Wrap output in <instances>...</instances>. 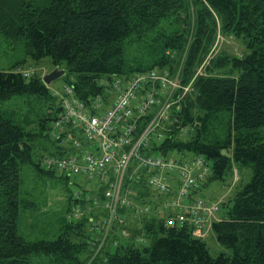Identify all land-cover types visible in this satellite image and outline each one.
I'll return each instance as SVG.
<instances>
[{"label": "trees", "instance_id": "16d2710c", "mask_svg": "<svg viewBox=\"0 0 264 264\" xmlns=\"http://www.w3.org/2000/svg\"><path fill=\"white\" fill-rule=\"evenodd\" d=\"M218 32L240 43L243 54L223 49L207 59ZM0 36L10 47L22 46L26 59L48 58L53 69L66 74L67 84L56 91L69 85L81 101L99 95L107 106L113 104L115 93L98 86L99 80L108 85L154 69L177 76L191 95L153 150L178 161L203 156L210 173L201 189L224 181L233 168L252 170L246 185L241 186L246 173L233 183L235 194L220 203L208 230L229 251L215 258L190 229L166 227L168 215L136 219L130 208H120L109 224L112 233L103 236L109 218L105 188L92 181V188L80 184L73 192L77 200L60 191L64 217L55 222L69 236L50 241L54 235L42 232L43 239L25 241L19 235L24 220H30L24 226L44 225L46 215L20 199L23 168L67 184L79 176L68 179L39 165L45 156L71 151L77 137L71 128L58 140L52 137L61 103L40 74L22 69L24 61L13 68L20 66L29 78L14 69L0 72V264H264V0H0ZM203 62L209 63L206 74H197ZM185 126H191L190 135L178 139L177 128ZM146 192L142 187L137 193ZM86 193L91 196L83 200ZM76 204L79 209L87 204L90 214L68 223ZM28 205L30 216H23ZM94 236H102L101 247L91 246Z\"/></svg>", "mask_w": 264, "mask_h": 264}, {"label": "built area", "instance_id": "2783aa9c", "mask_svg": "<svg viewBox=\"0 0 264 264\" xmlns=\"http://www.w3.org/2000/svg\"><path fill=\"white\" fill-rule=\"evenodd\" d=\"M157 73L161 75L149 81L143 78L145 76H137L129 85L113 81L115 100L111 106L102 99L92 106H79L69 86L64 87L61 94L52 92L61 103V117L53 123L52 137L58 140L65 129L71 128L77 138L72 145L74 154L66 160L50 156L44 157L41 163L46 170L68 178L82 176L105 188V208L109 212L105 229L109 228L118 209L130 208L136 219L140 215L163 218L162 213L168 212V221H191L192 235L202 239L211 226H205L203 221H217L220 202L209 201L201 194L191 197V194L201 190L210 170L202 169L195 175L187 161L175 160L171 154L164 157L151 150L164 137L163 130L173 125L172 109L168 106L172 96L177 89L186 92L191 88L181 89L177 76L172 78L166 72ZM23 74L27 77L29 72ZM145 116L151 118L147 125L133 124ZM84 140L87 147L82 145ZM116 145L125 147L119 157ZM142 187L147 196L138 195ZM94 202L97 204L96 199ZM90 210L85 204L83 209L76 208L70 217L81 219L88 216Z\"/></svg>", "mask_w": 264, "mask_h": 264}, {"label": "rangeland", "instance_id": "374dc122", "mask_svg": "<svg viewBox=\"0 0 264 264\" xmlns=\"http://www.w3.org/2000/svg\"><path fill=\"white\" fill-rule=\"evenodd\" d=\"M223 49L229 53H233L238 57L243 54V47L240 43L234 41L233 38L225 39L218 32L216 42L209 51V56L207 57V59L213 57L215 54H217ZM24 61L25 63H23ZM22 63V69H27L30 67L34 69L36 73L40 74L41 77L45 76L53 70L52 64L48 58H45L38 63L26 59L22 46L18 45L17 47L14 46V48L10 47L5 41V39L0 36V72L10 69H14V71L17 73L22 72L23 70L20 66L13 68L16 64L21 65ZM208 67L209 63L203 62L202 65H200L197 74H206V69ZM198 76L200 75H195L194 77ZM65 84H67L66 74L57 79L56 81L52 82L48 88L50 90H57L60 92L62 90L63 85ZM187 100L184 104H186ZM261 132V135L264 137V129H262ZM43 146L47 149V152H53V147L48 142H45ZM41 169L43 170V168ZM243 172L244 173H240L237 168H233L232 174H226L224 177V181H213L208 183L205 188H202L200 191V196L204 197L209 201L215 202H219V199H223V201H226L229 198L231 199L236 192V189H234V187L232 186L236 178H238L239 181L241 178H243V175H245L246 173V175L244 176L245 179H242V187L251 180L252 170L247 167L243 169ZM80 184H85L88 188L93 187L90 181H87L84 177L81 176L72 178L70 184H67V182L63 179L57 177L48 178L43 174L38 175L30 166L24 167L21 171L20 177V199H24L26 201V204H34L37 208H41L40 214H45L46 218H42L41 220L42 224L44 225L39 226H24V222H26L27 225L30 223L29 219H25L22 225L20 226L19 235L25 241L43 239L44 237L40 236V233L42 232L48 234L52 233L54 235L53 237L49 238L50 241L56 240V238L60 235L69 236L71 233L62 230L61 226L57 225V223L55 222L56 220L64 217V212L61 210L59 211V203L60 199H62L60 191L72 193L76 192ZM45 197L47 203L45 206H43V201ZM30 209L31 207H29L28 205V208L24 210L25 213L23 216H30ZM166 214H168V212H163L162 216L164 217ZM84 230L85 233H88L87 226ZM204 239V242L207 245V249L211 257L215 258L220 254H227L229 252L227 249L221 247L216 243L213 234L210 231L207 233ZM149 242L150 240L147 241V244H149ZM106 249H108V251L110 250L109 241L105 244L104 250Z\"/></svg>", "mask_w": 264, "mask_h": 264}, {"label": "bare ground", "instance_id": "6f19581e", "mask_svg": "<svg viewBox=\"0 0 264 264\" xmlns=\"http://www.w3.org/2000/svg\"><path fill=\"white\" fill-rule=\"evenodd\" d=\"M162 71V70H161ZM158 71L157 70H151V71H149V72H145V73H134V75H132L128 80H125V81H123V80H120V79H117L119 82H121L123 85H129L130 83H131V81L135 78V77H137V76H145V77H143V78H145L147 81H149V80H151V79H153L154 77H156V76H160L161 74H158L157 73ZM21 75L24 73L23 71L22 72H19ZM23 76H24V74H23ZM30 77V75H28L26 78H29ZM42 80V79H41ZM103 80H99L98 81V86H100L101 88H106L107 90H109V91H111V90H113L114 88H115V86H114V84H108V85H104V83L102 82ZM113 81H114V79L113 80H111L110 82L111 83H113ZM116 81V80H115ZM43 83V82H42ZM44 85V84H43ZM45 86V85H44ZM67 86H69V85H67ZM45 87H48V86H45ZM69 87H71V86H69ZM154 87V86H153ZM123 95L125 96V93H123ZM189 95H191V90L190 91H186V92H184V91H182V90H179V89H177L176 90V92H175V94L172 96V99H171V101L172 102H170L169 104H168V106L171 108V109H173L174 111H170V120L173 122V124H176L177 123V119H175V118H172L171 116H173V114H176V113H178L179 111H180V108H179V104L181 103V102H183L184 100H185V98L186 97H188ZM74 100H76V103H77V105H79V106H82V104H84L85 106L86 105H90V106H92L94 103H97V102H99L102 98L98 95L97 97H95V98H93V99H90V100H88L87 102L86 101H81V100H79V99H77L75 96H74V98H73ZM60 117H61V113H60V115L58 116V119L56 120V122L57 121H59L60 120ZM147 119V120H146ZM151 121V118L150 117H148V116H145V117H142V118H140V119H138V120H136L133 124L134 125H136V126H144V125H147L149 122ZM178 129V132L176 133V137L178 138V139H186V138H188V136L190 135V133H191V126H185V127H181V128H177ZM170 132V129L167 127V128H165L164 130H163V133L164 134H167V133H169ZM165 137V136H164ZM163 137V138H164ZM163 138L160 140V141H162L163 140ZM82 145L84 146V147H87L88 146V144H87V142L84 140L83 142H82ZM158 147V146H157ZM156 147V148H157ZM125 149V147H123V145H116L115 146V151L117 152V157H119L124 151ZM151 150H153V148L151 149ZM153 152H155V153H160V152H158V151H156V150H153ZM74 154V150L72 149L71 151H69L68 153H65V154H63V155H60V156H53L55 159H57V160H66L70 155H73ZM161 154V153H160ZM181 154H183V155H187V152H184V153H181ZM45 157H50L49 155L48 156H45ZM164 157H168V155L167 156H164ZM185 158V160L190 164V166H191V168H192V170H193V173L195 174V175H198L201 171H202V169H208V170H210V163L203 157V156H200V155H195V157H193V158H191V155L190 156H186V157H184ZM145 159H147V157H145ZM135 163H138V161H136ZM132 165H134V166H136L134 163H131ZM39 165H40V167L41 168H43V170L44 171H52V170H46L45 169V167H44V165H43V163H39ZM131 169H133V167L131 168ZM69 179V178H68ZM70 184V183H69ZM91 194H92V191H91ZM91 194L90 195H88V193H86V196H84V197H82V199L83 200H85V199H88V198H90V196H91ZM72 198L74 199V200H77L76 199V196H75V194L73 193V195H72ZM85 198V199H84ZM219 202L222 204L224 201H223V199L221 200V199H219ZM76 208H78V206H77V204H76V206H71V213L76 209ZM190 212H191V210H190ZM140 218H142L143 219V217H146V218H157V219H162V218H159L157 215H154L153 217H150V216H143V215H140L139 216ZM66 220H67V222L69 223H73V219L70 217V215H68L67 217H66ZM164 220V224H165V226L166 227H173V226H175V227H186L187 229H190L191 230V232L193 231V227L192 226H190L189 224H192L193 225V223L191 222V221H187V220H182V221H180V220H178L177 222H173V221H168L167 219H163ZM214 221H211L210 222V220H205V221H203V223H204V225L205 226H208V225H211V223H213ZM89 224V223H88ZM111 229H113V228H106V229H104L103 231H102V234H103V236H105V235H108V233H112V230ZM102 239V236H97V237H95L94 236V241L91 243V246H95V247H101V245H102V243L100 242V240ZM128 240H126L125 242H127ZM95 244V245H94ZM94 257V256H93ZM92 257V258H93Z\"/></svg>", "mask_w": 264, "mask_h": 264}, {"label": "water", "instance_id": "95a60500", "mask_svg": "<svg viewBox=\"0 0 264 264\" xmlns=\"http://www.w3.org/2000/svg\"><path fill=\"white\" fill-rule=\"evenodd\" d=\"M64 73H65L64 71L55 68L50 73L42 77V82L45 86H49L52 82L62 77Z\"/></svg>", "mask_w": 264, "mask_h": 264}, {"label": "crops", "instance_id": "0c3cea01", "mask_svg": "<svg viewBox=\"0 0 264 264\" xmlns=\"http://www.w3.org/2000/svg\"><path fill=\"white\" fill-rule=\"evenodd\" d=\"M209 237V236H208ZM208 239V238H207Z\"/></svg>", "mask_w": 264, "mask_h": 264}]
</instances>
